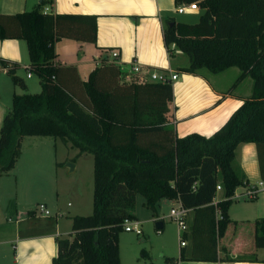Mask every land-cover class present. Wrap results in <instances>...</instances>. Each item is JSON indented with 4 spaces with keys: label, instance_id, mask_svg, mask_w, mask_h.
<instances>
[{
    "label": "trees",
    "instance_id": "obj_1",
    "mask_svg": "<svg viewBox=\"0 0 264 264\" xmlns=\"http://www.w3.org/2000/svg\"><path fill=\"white\" fill-rule=\"evenodd\" d=\"M52 1L0 13V38L24 39L27 68L40 86L27 92L15 67L6 68L12 84L23 91L12 92L1 119L0 174L13 165L24 135L58 137L77 154L92 155L91 212L70 216L71 236L56 237L51 264H119L118 233L123 218L134 219L135 194L152 213L161 198L176 199L190 210L183 235L188 252L180 250V259L256 260L254 250L230 254L219 239L235 224L227 207L234 188L246 181L235 162L238 144L254 143L264 180V0H174L175 5L195 2L201 9L195 22L163 21L167 50L173 44L188 58L183 69L217 73L235 66L229 89L245 76L251 79L250 94L219 127L208 135L182 136L168 123L170 81H148L143 67L95 66L81 81V96L62 82L54 40L94 41L96 16L44 12ZM216 184L220 199L213 201ZM252 227L253 246L264 247V216L256 217ZM164 261L172 263V258Z\"/></svg>",
    "mask_w": 264,
    "mask_h": 264
},
{
    "label": "crops",
    "instance_id": "obj_2",
    "mask_svg": "<svg viewBox=\"0 0 264 264\" xmlns=\"http://www.w3.org/2000/svg\"><path fill=\"white\" fill-rule=\"evenodd\" d=\"M38 1L0 0V13L12 14L28 10ZM175 6L174 0H53L51 5H45L43 11L47 13L96 16L94 41L77 40L72 37L54 40L55 61L60 67L62 82L81 96V81L87 78L88 73L95 66L102 63L112 62L130 66L134 61L146 69L148 81H153L149 76L150 72H160L169 68L176 73V76L170 80L172 94L168 101L170 112L168 123L173 126L177 136L192 131L203 135L210 134L241 103L242 98L250 94L251 79L248 76L242 78L237 85L240 87L242 84L243 87L236 92L228 86L223 88L213 83L211 77L216 73H207L204 69L196 73L184 70L183 67L187 66L188 59L185 60L183 53L173 44H170L167 50L162 39L163 21L168 17L174 19V15L178 13L174 10ZM113 48L117 49L115 57L111 55ZM27 65L28 56L24 39L0 38V123L6 111V101L11 99L12 92H15L13 88L15 85L11 84L6 68L14 66L15 72L17 67H24L27 73ZM236 70L238 72L237 67ZM32 73L30 70V75L26 77H30ZM20 77L23 79L22 76ZM25 85L27 91V84ZM235 162L244 172L246 181L234 188L235 196L232 197L226 212L230 219L235 220V224L225 231L219 243L224 245L230 254L254 250L256 260L180 259V250L183 249L185 255L188 252L189 241L183 236L188 229L181 233L185 243L180 245V233L176 227L178 239L174 241L173 247L169 248V251L165 250L162 243L158 250L163 258H172V263L167 264H260L264 260V247L255 248L252 242V221L256 217L264 216V180L259 177L253 142L237 145ZM259 181L263 184L259 185ZM247 190L254 192L248 196L244 194ZM218 199L220 192L216 190L213 201ZM164 201L170 203L169 208L174 202L175 205L178 204L176 199L166 198H161L157 204ZM10 203L8 202V205ZM26 204L28 202L23 201L21 209V204L17 206L14 203L18 217L15 220L22 225L20 228L15 227L13 234L0 236V246L3 250L11 249L9 258L4 254L3 258H0V264H51V259L56 254V237L71 236V228H68L67 224L65 227L59 211L52 212L44 203L51 215L43 217L35 210L36 203L32 207ZM162 218L157 221L159 226H155L156 234L162 232ZM190 221L191 212L186 209V227H189ZM156 229L160 232L157 233ZM164 247L168 246L164 245ZM141 251L148 256L146 249L141 248ZM118 255L119 264H125L119 247ZM149 264L158 263L150 259ZM163 264H166L165 261Z\"/></svg>",
    "mask_w": 264,
    "mask_h": 264
},
{
    "label": "rangeland",
    "instance_id": "obj_3",
    "mask_svg": "<svg viewBox=\"0 0 264 264\" xmlns=\"http://www.w3.org/2000/svg\"><path fill=\"white\" fill-rule=\"evenodd\" d=\"M201 9H186L176 13L174 20L180 22H195ZM184 59H188L183 54ZM15 73L22 76L27 84V92L40 90L37 76L32 73L26 77V69L17 67ZM206 71V70H204ZM207 73H210L206 71ZM237 70L235 66L228 67L211 77L220 87L230 86ZM209 75V74H208ZM12 84V83H11ZM13 86V85H12ZM11 86V88H12ZM242 84L237 83L231 89L240 91ZM15 92L23 90L15 85ZM10 99L6 101V109ZM67 163H71L70 167ZM26 206L32 207L35 203H46L52 212L59 211L65 227H70V216L73 214H89L92 209V155L89 152L77 154V149L63 142L58 137L49 135H24L20 140L19 154L13 165L0 174V236L13 234L15 227H21L14 210V203L22 209L23 201ZM8 202H11L8 205ZM13 202V203H12ZM68 202V204H66ZM12 204V205H11ZM175 202L172 206H175ZM170 203L167 201L157 204L155 213L144 206L140 194H135L133 214L139 220L142 232L135 234L132 231L120 230L118 233V247L125 264H149L150 259L158 264H163L164 259L158 251L162 246L168 250L177 241L176 223L168 217ZM163 221L162 232L155 233V222ZM9 218V219H8ZM17 222V223H16ZM67 224V225H66ZM9 246V245H8ZM141 248L147 250L146 253ZM9 251L0 246V258L4 254L9 258ZM7 258V259H8Z\"/></svg>",
    "mask_w": 264,
    "mask_h": 264
},
{
    "label": "built area",
    "instance_id": "obj_4",
    "mask_svg": "<svg viewBox=\"0 0 264 264\" xmlns=\"http://www.w3.org/2000/svg\"><path fill=\"white\" fill-rule=\"evenodd\" d=\"M197 7V5L195 4V2H189V3H179L175 6L174 10L178 13L183 12L186 9L189 10H193ZM111 55L113 57L117 56V49L113 48L111 50ZM130 68L134 71H136L139 68V65L132 61L130 64ZM27 76L30 75V70L29 68H27ZM149 76L152 80H156V81H160V82H165V81H170L171 79L175 78L176 73L174 71H172L171 69H166L164 71H160V72H150ZM259 185H262L263 182L259 181L258 182ZM220 186L219 184L215 185V191L219 190ZM253 190H247L245 191V195L250 196L251 194H253ZM235 196L234 193L232 195V197ZM68 204V203H67ZM35 210L39 213V215L43 216V217H48L51 215L50 210L46 207V205L42 202H39L35 205ZM185 215H186V208H184L183 206L180 205V203L178 202L177 205L175 206H171L169 208L168 211V216L176 223V227L178 228L179 231V243L180 245H183L185 243L183 237L181 236V233L184 232L187 227H186V223H185ZM9 219V218H8ZM122 229L124 231H132L135 234H140L141 233V228H140V222L137 221L136 219H132V218H123L122 219ZM156 232L159 233V229H156Z\"/></svg>",
    "mask_w": 264,
    "mask_h": 264
},
{
    "label": "water",
    "instance_id": "obj_5",
    "mask_svg": "<svg viewBox=\"0 0 264 264\" xmlns=\"http://www.w3.org/2000/svg\"><path fill=\"white\" fill-rule=\"evenodd\" d=\"M171 21L168 22V24H170ZM70 167H72L73 165L71 163H67ZM155 226L158 227L159 226V223L156 221L155 222Z\"/></svg>",
    "mask_w": 264,
    "mask_h": 264
}]
</instances>
